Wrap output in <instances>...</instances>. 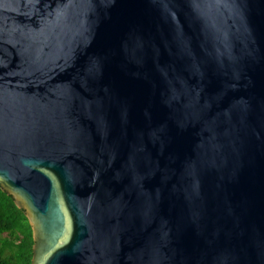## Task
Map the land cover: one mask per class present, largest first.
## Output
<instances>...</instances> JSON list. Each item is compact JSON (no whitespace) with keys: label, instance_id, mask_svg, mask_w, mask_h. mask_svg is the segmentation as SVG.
I'll return each mask as SVG.
<instances>
[{"label":"water","instance_id":"obj_1","mask_svg":"<svg viewBox=\"0 0 264 264\" xmlns=\"http://www.w3.org/2000/svg\"><path fill=\"white\" fill-rule=\"evenodd\" d=\"M0 191L30 264H264V0H0Z\"/></svg>","mask_w":264,"mask_h":264},{"label":"trees","instance_id":"obj_2","mask_svg":"<svg viewBox=\"0 0 264 264\" xmlns=\"http://www.w3.org/2000/svg\"><path fill=\"white\" fill-rule=\"evenodd\" d=\"M0 264H30L31 230L23 212L0 191Z\"/></svg>","mask_w":264,"mask_h":264},{"label":"flooded vegetation","instance_id":"obj_3","mask_svg":"<svg viewBox=\"0 0 264 264\" xmlns=\"http://www.w3.org/2000/svg\"><path fill=\"white\" fill-rule=\"evenodd\" d=\"M0 237H3V235H1ZM31 263V262H30Z\"/></svg>","mask_w":264,"mask_h":264}]
</instances>
